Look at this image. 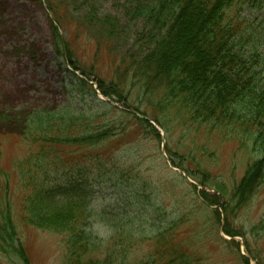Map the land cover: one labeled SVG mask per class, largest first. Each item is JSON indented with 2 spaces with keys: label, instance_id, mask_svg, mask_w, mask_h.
I'll list each match as a JSON object with an SVG mask.
<instances>
[{
  "label": "rangeland",
  "instance_id": "rangeland-1",
  "mask_svg": "<svg viewBox=\"0 0 264 264\" xmlns=\"http://www.w3.org/2000/svg\"><path fill=\"white\" fill-rule=\"evenodd\" d=\"M259 2L242 17L264 20ZM146 6L145 0H0V192L8 186L18 203L14 166L38 151L26 129L49 114L57 127L65 125L63 116L72 118L73 133L101 135L103 147L61 145L50 176L64 182L58 176L70 164L86 175L73 178L91 187L92 212L99 215L90 219L87 238L96 250L108 253L123 230L135 246L118 262L158 264L164 251L157 236L166 229L194 264H245L246 245L248 264H264V180L243 208L232 194L250 164L264 158L245 136L189 123L175 103L170 108L159 99L163 89L152 81L147 56L164 30L152 26ZM171 159L183 165L174 168ZM217 183H225L224 196L212 190ZM205 193L219 204H204ZM225 228L241 234L233 239L239 249L222 242L231 240ZM18 238L27 264H63L64 234L19 226ZM0 264L17 263L0 258Z\"/></svg>",
  "mask_w": 264,
  "mask_h": 264
},
{
  "label": "trees",
  "instance_id": "trees-1",
  "mask_svg": "<svg viewBox=\"0 0 264 264\" xmlns=\"http://www.w3.org/2000/svg\"><path fill=\"white\" fill-rule=\"evenodd\" d=\"M145 1V16L152 26L164 30L147 56L153 69L152 81L161 83L163 89L159 99L170 104V108L175 103L189 123L205 124L231 135L245 136L253 150L264 158V20L256 24L241 15L244 8H257L259 0ZM49 9L55 15L51 5ZM115 85L118 91V85ZM110 92L117 94L115 90ZM53 115L49 114L48 120H39L42 123L35 126L36 129L27 126L26 131L32 136L26 139L31 140V146L37 147L38 151L29 162L14 166L18 179L13 192L20 194L19 198L16 197L18 203L14 205L11 201L13 195L9 194L8 186L5 192H0V258L27 264L25 248L18 238V227L27 226L65 235L63 264H122L118 262L119 256L125 258L134 249L132 235L118 231L112 248L108 253L104 251L105 254L89 243L88 223L99 214L93 215L92 212L91 187L78 181L77 177L73 178L84 174L83 171H75L74 165L70 164L68 174L58 176L64 182H56L50 176L56 166L54 161L62 157L64 147L61 145L97 142L98 147H103L104 139L101 135L73 133L76 130H73L75 121H71L72 118L63 116L65 125L57 127L59 121L55 120V123ZM143 119L137 117L138 121L146 123ZM152 121L159 124L156 119ZM148 126L160 139L151 123ZM178 164L183 165L181 161ZM178 164L173 162L172 166L179 168ZM247 171L244 179L232 190L237 208L250 202L264 180L262 162L250 164ZM183 172L191 178L189 172ZM224 184L210 186L224 196L221 187ZM201 196L207 205L220 202L207 193ZM226 208L223 213L228 218ZM214 214L218 220L219 214ZM223 230L231 240L222 242L239 249L233 239L241 234L228 228ZM170 235L171 232L165 229L157 236L161 241L156 247L164 251L157 263L194 264L190 262L193 256L176 244L175 239L173 243L171 238L175 236ZM245 249L246 255L241 257L248 264L252 256L247 245Z\"/></svg>",
  "mask_w": 264,
  "mask_h": 264
}]
</instances>
